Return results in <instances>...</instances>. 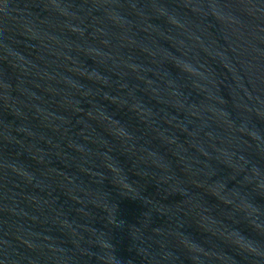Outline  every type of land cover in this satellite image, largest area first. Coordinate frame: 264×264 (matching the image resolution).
Returning a JSON list of instances; mask_svg holds the SVG:
<instances>
[{"label":"water","instance_id":"water-1","mask_svg":"<svg viewBox=\"0 0 264 264\" xmlns=\"http://www.w3.org/2000/svg\"><path fill=\"white\" fill-rule=\"evenodd\" d=\"M0 264H264V0H0Z\"/></svg>","mask_w":264,"mask_h":264}]
</instances>
